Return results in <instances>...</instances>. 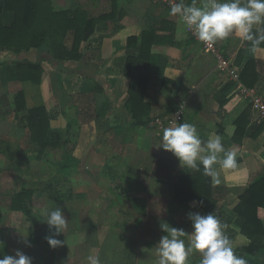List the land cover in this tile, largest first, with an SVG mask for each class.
<instances>
[{"label":"crops","instance_id":"crops-1","mask_svg":"<svg viewBox=\"0 0 264 264\" xmlns=\"http://www.w3.org/2000/svg\"><path fill=\"white\" fill-rule=\"evenodd\" d=\"M52 1L56 12L67 10L70 17H113L98 21L93 35L81 44L80 60L56 59L52 42L18 54L0 48V164H4L0 172L14 171L17 182L25 183L30 177L36 180L42 176L35 172L31 176L30 171L53 155L58 163L57 175L62 172L71 177L78 170L84 180L82 190L70 187L68 199H85L88 193L107 195L109 205L103 207L100 201V209L114 210L127 203L134 212H141L138 226L131 224V231L123 230L122 223L108 220L110 231L118 229L115 233L120 238L122 233L129 234L131 242L137 244L129 263L139 264L142 251L158 260L154 246L166 233L161 225L156 229L149 210L159 208L165 213L162 224L184 229L186 246L193 231L188 213L204 215L198 201H176L180 179L194 170L182 168L179 160L160 146L165 128L154 122L172 116L185 102L184 119L175 126L195 125L202 141L219 136L225 148L221 158L228 151L236 153L235 169L224 170L219 163L213 166L217 175L211 180L218 203L211 212L220 213L222 221L227 219V228L232 231L226 234L234 252L240 245L247 246L248 238L232 222L233 209L244 190L264 172V120L258 121V111L249 99L235 93L236 81L218 69L215 55L194 39L179 17L170 15V8L156 0ZM185 3L191 5L193 0ZM204 3L205 0H195L197 7ZM2 18L10 26L14 13L5 10ZM147 29L162 40L152 46V52L164 56L167 65L163 74L148 73L145 103L149 111L144 123L139 124L125 106L130 81L122 76L120 66L129 37L141 36ZM258 29L262 24L253 26L254 31ZM74 33L70 30L64 39L67 50L73 48ZM216 45L240 72V83L264 98V42L253 48L251 42L233 33ZM250 60L254 64L248 67ZM26 63L37 66L33 79H25L17 68ZM38 107L46 108L51 130L62 137L59 144L45 149L33 139L31 127L23 120ZM66 154L79 165L65 172L60 167ZM85 166L89 171L80 172ZM26 189L34 190V194L37 190L34 186ZM10 190L7 188L3 194L11 197L21 189ZM85 222L83 230L88 227ZM97 223L95 227L103 226V221ZM100 233H96L97 237ZM49 252L54 254L52 249ZM53 254H40L35 264H44V258L46 264H58L49 261ZM90 254L98 255L101 264H110L106 249ZM111 254L115 258L117 251ZM241 256L247 264H264V249ZM125 258L121 257V262ZM201 259V253L193 252L187 264H200Z\"/></svg>","mask_w":264,"mask_h":264},{"label":"trees","instance_id":"trees-1","mask_svg":"<svg viewBox=\"0 0 264 264\" xmlns=\"http://www.w3.org/2000/svg\"><path fill=\"white\" fill-rule=\"evenodd\" d=\"M5 10L14 13V21L10 26H6L2 18ZM112 17L105 15L88 18L82 17L81 14L70 17L67 10L56 12L52 0H3V3L0 1V48L18 54L52 42L56 59L80 60L82 42L93 35L99 20ZM70 30L75 32L74 45L72 49L67 50L63 43ZM161 41L152 29H147L141 36L129 37L127 54L120 66L122 76L130 81L125 106L139 124L144 123L149 111V106L145 103L149 85L148 73L154 71L163 74L167 65L164 56L152 52V46ZM253 64L254 61L250 60L248 67ZM17 68L25 79H33L37 74V66L32 64H18ZM23 120L31 127L33 139L43 149L59 144L62 140L60 134L51 130L50 117L45 107L30 110ZM70 159V155L66 154L60 170L66 172L71 167L77 168L78 162ZM176 188V201L189 203L196 200L200 204L202 202L204 215L214 210L218 203L214 197L211 176L204 174L203 167L182 177ZM33 194L34 190L26 188L16 192L10 197L11 210L31 213ZM239 199L233 209L232 222L240 230L239 233L249 240L247 246L240 245L235 250V254L241 256L245 252L253 254L264 249V172L244 190ZM216 216L222 223L228 224L227 219L222 221L220 213ZM228 230L232 231L225 229L226 232Z\"/></svg>","mask_w":264,"mask_h":264},{"label":"clouds","instance_id":"clouds-1","mask_svg":"<svg viewBox=\"0 0 264 264\" xmlns=\"http://www.w3.org/2000/svg\"><path fill=\"white\" fill-rule=\"evenodd\" d=\"M170 15L179 17L181 23L207 45L224 40L233 33L241 40L251 42L253 48L264 42V29L253 30L254 25L264 24V0H205L202 7H197L195 0L191 5L186 4L185 0H172ZM160 146L171 152L182 168L199 171L202 165L207 176L216 177L213 166L217 163L224 170L237 167L235 152L228 151L221 158L220 154L225 153V148L219 136L202 141L196 126L190 123L165 128ZM214 213H188L193 231L187 246L182 239L186 236L184 229L161 224L166 235L161 236L156 244L158 264H187L189 256L197 251L202 254L200 264H247L243 256L235 254L225 231L227 225ZM43 215L49 229L54 230L53 235L46 237L48 244L52 248L61 246L64 241L55 237L64 233L67 225L62 209L45 208ZM0 264H32V260L17 250L15 256L6 255L0 259ZM87 264H101L99 256L90 254Z\"/></svg>","mask_w":264,"mask_h":264},{"label":"rangeland","instance_id":"rangeland-1","mask_svg":"<svg viewBox=\"0 0 264 264\" xmlns=\"http://www.w3.org/2000/svg\"><path fill=\"white\" fill-rule=\"evenodd\" d=\"M57 164L53 155L47 156L43 162L33 167L35 171H30L31 176L35 172L42 177L35 178L36 180H34L28 173V177L30 178L25 183L23 181H16L17 178L14 171L8 169V171L0 172V259H3L6 255L15 256L16 251L19 250L25 252L31 258L32 264H35L40 254L43 256L46 254L52 255L53 253L49 252L52 249L54 258H49L50 262L55 261L58 264H87V257L90 253H101V251L106 249L110 253L108 259L110 264H130L129 259H132L129 256L132 252L135 253L133 250H135L137 244L131 242L129 234L122 233L120 238L115 233L118 229H113L114 232L110 231L108 220L117 221L118 224L122 223L123 230L128 229L131 231V224H137L138 226L141 212H134L128 207L127 203L122 208L102 210L100 209V201H102L103 207L109 205V202L105 201L107 195L98 196L87 192L88 194L85 199H68L70 187L75 188L79 186L78 188L82 190L84 180L81 178L78 170L73 171L71 177L64 175L66 173L62 174V172H59L57 175ZM0 166L3 168L4 164L1 163ZM88 169L89 167L85 166L80 169V172L89 171ZM33 186L37 190H35L36 193L32 197V212L25 214L20 211L10 210V197L8 194L4 195L3 191L11 188L9 192H13L18 188L22 189V187L28 188ZM107 198L109 199V197ZM56 207L62 209V213L67 220V225L64 233L55 237L64 241V243L56 248H50L46 237L53 235L54 230H50L44 221L43 210L45 208L52 210ZM149 211V215L150 217L152 216L151 219H153L157 229L162 224V215L165 213L159 208ZM175 214L177 217L179 216V212ZM99 220L103 221V226L95 227ZM85 221L88 222V227H85L86 230H83L86 224ZM99 232H101L100 236L97 237L96 233ZM154 247L156 249V246ZM114 250L117 251L116 259L111 254L115 252ZM142 250L146 251L144 248ZM124 256L126 257L125 262H121L120 258ZM46 261L44 258L43 263L46 264ZM150 263L158 264V260H156L153 254H149V252L145 254L142 251L139 264Z\"/></svg>","mask_w":264,"mask_h":264},{"label":"built area","instance_id":"built-area-1","mask_svg":"<svg viewBox=\"0 0 264 264\" xmlns=\"http://www.w3.org/2000/svg\"><path fill=\"white\" fill-rule=\"evenodd\" d=\"M164 4L166 7L170 8V2L172 0H156ZM174 2H179L178 0H174ZM192 31V30H191ZM192 36L195 40L200 42L205 50L210 51L216 57L217 67L219 70L223 72H228L231 78L236 81L238 84L235 93L239 94L243 98L249 99L253 104V108L258 111V121L264 120V98L258 95L254 89L247 88L240 83V72L236 67H233L232 61L221 51L218 50L216 43L212 45H207L204 42L199 41L192 31ZM184 111H185V102L179 104L178 108L175 110L172 116L167 118H158L156 121L157 126L161 128L173 127L180 121L184 119Z\"/></svg>","mask_w":264,"mask_h":264}]
</instances>
